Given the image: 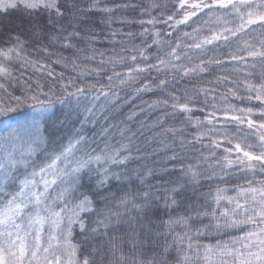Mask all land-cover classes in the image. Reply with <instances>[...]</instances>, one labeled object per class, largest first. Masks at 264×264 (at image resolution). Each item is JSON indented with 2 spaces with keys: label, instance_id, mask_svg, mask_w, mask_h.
<instances>
[{
  "label": "snow or ice",
  "instance_id": "1",
  "mask_svg": "<svg viewBox=\"0 0 264 264\" xmlns=\"http://www.w3.org/2000/svg\"><path fill=\"white\" fill-rule=\"evenodd\" d=\"M103 3L0 0V264H264V0Z\"/></svg>",
  "mask_w": 264,
  "mask_h": 264
},
{
  "label": "trees",
  "instance_id": "2",
  "mask_svg": "<svg viewBox=\"0 0 264 264\" xmlns=\"http://www.w3.org/2000/svg\"><path fill=\"white\" fill-rule=\"evenodd\" d=\"M152 2H153V0H104V3L101 6L112 7L114 5H122V4L139 5L140 7H136V8H127V9L121 8V9H119L116 12L113 13V16L116 17V18L123 17V18H125V19H127L129 21H137V23L121 24V23L117 22V23H114L112 25L113 29H122L124 33L131 32L133 34H138V33H140L142 31V27H148V28L151 27V26H149L147 24L141 26L138 23V21H140V20H145L146 21V20L152 18L153 16H157L158 17L160 15L161 10H163V8H161V9H153L149 13L141 14V8L142 7L146 8ZM155 2L160 4L161 6L167 5L166 14H171V12L174 10L172 5H173V3L176 2V0H155ZM24 18H25V14H24V12L22 10H19V9L10 10L6 16H0V20L4 21V23L2 25H0V28H2L5 31H7L9 29H12L13 31H18L19 29L16 28V25L20 24L21 21L24 20ZM94 18L102 19L103 16L100 13H95L94 14ZM157 27H160V25H157ZM163 30H165V29H162V31ZM185 30H189L190 31V29H184V28L181 29V31H185ZM105 31L107 32V29H105ZM120 38L121 37H117V39H120ZM149 42H150V39H149ZM131 43L140 45L142 43V38L137 36V38L132 40ZM96 46L98 48H104V49H111L113 47V45L108 44V43H99ZM115 47L118 49L120 46L117 44V45H115ZM152 51L154 52L155 49L153 48ZM108 54L110 55L111 53L109 52ZM60 70H61L60 68H57V71H60ZM117 70H119V69H117ZM251 71L254 72L258 76L260 71H261V67H260L259 63H257V67L254 68V69H251ZM221 74H224V73H221L220 71L216 70L212 74L204 75L203 78H202V81L198 82L196 80H192L191 83H189L187 80H185L182 83L176 85V87L181 89V90H183L184 88H191L193 86L199 87V86H202L203 81L212 80L214 75H221ZM204 86L211 87L212 85H204ZM177 94L179 95L180 93H177ZM156 95H160V94L157 93ZM156 95L148 94V95H145L143 97V99L144 100L155 99ZM197 99H198V101H202L203 97L201 96V97H198ZM231 102L232 103H239L235 99H233ZM136 103H139V101H136ZM198 106H201V105L198 104ZM241 106L247 107L249 105L243 104ZM124 111L127 112L128 108H125ZM160 111L161 110H157L155 112H152L150 114V118L151 119H155L158 115H160ZM21 112H23V109H21ZM12 115H16V114H12ZM147 115H149V114L146 113V114L142 115L140 117V119H145V116H147ZM193 115L200 116L202 118L203 113L197 111V112H194ZM180 120H183V116L182 115H178L176 117L175 122H179ZM167 123L168 124H172V123H174V121L169 119L167 121ZM158 130L159 129H157V131ZM189 131H193V129H189ZM232 183H238V181H233ZM206 187L207 186H205V188H202L201 191L206 190ZM230 234L231 235H235L236 233H230ZM76 238L79 239V235L78 234H77ZM223 238L226 239L227 237H223ZM212 242H214V240Z\"/></svg>",
  "mask_w": 264,
  "mask_h": 264
}]
</instances>
